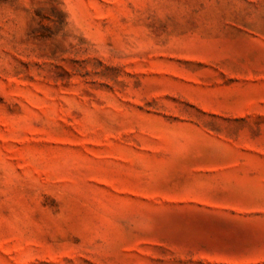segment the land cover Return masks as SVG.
Here are the masks:
<instances>
[{
  "label": "rangeland",
  "instance_id": "rangeland-1",
  "mask_svg": "<svg viewBox=\"0 0 264 264\" xmlns=\"http://www.w3.org/2000/svg\"><path fill=\"white\" fill-rule=\"evenodd\" d=\"M0 264H264V0H0Z\"/></svg>",
  "mask_w": 264,
  "mask_h": 264
}]
</instances>
